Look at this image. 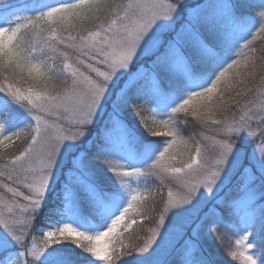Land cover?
<instances>
[{"label":"snow or ice","instance_id":"obj_1","mask_svg":"<svg viewBox=\"0 0 264 264\" xmlns=\"http://www.w3.org/2000/svg\"><path fill=\"white\" fill-rule=\"evenodd\" d=\"M258 65L264 0H0V147L27 141L0 169V264H224L227 233L228 264H264Z\"/></svg>","mask_w":264,"mask_h":264},{"label":"trees","instance_id":"obj_2","mask_svg":"<svg viewBox=\"0 0 264 264\" xmlns=\"http://www.w3.org/2000/svg\"><path fill=\"white\" fill-rule=\"evenodd\" d=\"M21 0H8V2L11 3H18ZM86 27H92L91 24L86 25ZM26 42L28 38L32 35V30H23L22 32ZM255 43L259 44L260 41H255ZM257 73L264 71V69H261L258 65L257 67ZM19 86L21 87H27L28 85L24 82H20ZM243 87V85H241ZM195 123V122H193ZM192 123V124H193ZM190 126V125H189ZM25 138L22 136L21 141L19 140L17 143L15 142L14 144H11L9 147L4 148L0 147V163H5L7 160L13 159L15 156L18 155L20 152L21 148L24 146ZM192 147L190 144L187 148L181 146L179 148V154L183 156V154H187L188 150ZM109 177L112 179H118V177L115 176L113 172L108 173ZM154 191L157 193L155 197L149 195L147 196L146 199L140 201V205H142L146 211V214L144 216H140L134 213V217L137 219V223L132 226L131 229L128 231L123 232V243L125 245H142L145 243L147 238L150 236V232L148 229L154 228V225H156L158 217H159V212L161 209H159L161 201L159 200L160 194H158V190L155 189V185L153 186ZM143 221L142 223L140 221ZM114 247L119 248L120 243L117 241V243L114 245ZM127 251V249H125ZM115 259V257H114ZM115 264H119L118 261L115 262Z\"/></svg>","mask_w":264,"mask_h":264},{"label":"rangeland","instance_id":"obj_3","mask_svg":"<svg viewBox=\"0 0 264 264\" xmlns=\"http://www.w3.org/2000/svg\"><path fill=\"white\" fill-rule=\"evenodd\" d=\"M29 0H21L20 2L18 3H15V4H18L21 8H24L27 4H28ZM21 14L23 15H27L29 14L28 12L26 11H23ZM61 36H65L67 35V33H60ZM54 43V42H53ZM60 50H63V49H60ZM55 55V54H54ZM73 59H75V57H73ZM61 61V57H59L58 55H56V63L59 64ZM26 88V87H25ZM192 126H195L197 127L198 130L199 129V125L198 124H190L189 127H192ZM215 127H217L216 125H212L211 128L214 129ZM203 131V134L205 136H208V137H212L214 135V132L211 131V130H201ZM23 136V134H22ZM22 136L20 139L16 140L15 142L17 143L19 140L21 141L22 139ZM206 145H210V140H207L204 142ZM27 146V141L25 140L24 142V146L21 148L20 152L18 153V155L23 151V149ZM192 148V147H191ZM191 148L188 150V153L190 152ZM192 155H194V152L191 153ZM209 157H211L212 153L211 152H208L206 153ZM181 156V155H180ZM183 160L187 161L188 159V155L187 154H183V156H181ZM115 163V162H114ZM5 163H0V169L3 168ZM179 166V165H177ZM0 182H2V178H0ZM154 185H155V189L158 190V194H160V198L159 200L161 201V204H160V208L162 210L164 204L166 203V200H167V192L169 190V188L172 189V191L175 193L176 192V188L173 184H170L168 182V180L166 179L164 181L163 184L160 183L159 180H156L154 182ZM13 187H15V185H13ZM21 191H24V189H21ZM27 194V193H26ZM14 199L12 196H11V193H8L6 192V190L0 186V200H3L5 202H8L10 200ZM20 203H24V201H19ZM0 208H2V205H0ZM160 213V212H159ZM134 213H130V216H133ZM156 225H154L155 227ZM151 235V234H150ZM150 237V236H149ZM148 237V238H149ZM147 238V240H148ZM236 239V236L233 234V233H227L224 237V239L220 242V248H219V254H218V258L224 262V264H228V262L230 261V257L228 256V252L232 249L235 248V244H234V240ZM147 240L145 242H147ZM37 243L38 244H42V236L37 233ZM231 264H239V262H235V261H232Z\"/></svg>","mask_w":264,"mask_h":264}]
</instances>
